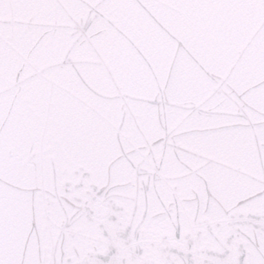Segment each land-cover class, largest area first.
<instances>
[{
    "label": "snow or ice",
    "instance_id": "6c2138e0",
    "mask_svg": "<svg viewBox=\"0 0 264 264\" xmlns=\"http://www.w3.org/2000/svg\"><path fill=\"white\" fill-rule=\"evenodd\" d=\"M0 264H264V0H0Z\"/></svg>",
    "mask_w": 264,
    "mask_h": 264
}]
</instances>
